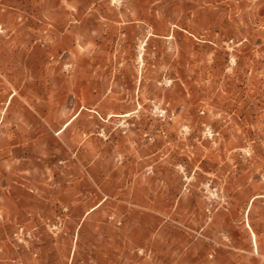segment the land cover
Here are the masks:
<instances>
[{
	"label": "rangeland",
	"instance_id": "374dc122",
	"mask_svg": "<svg viewBox=\"0 0 264 264\" xmlns=\"http://www.w3.org/2000/svg\"><path fill=\"white\" fill-rule=\"evenodd\" d=\"M0 14V264H166L216 223L264 229V0ZM147 204L160 224L127 238L124 207Z\"/></svg>",
	"mask_w": 264,
	"mask_h": 264
},
{
	"label": "crops",
	"instance_id": "0c3cea01",
	"mask_svg": "<svg viewBox=\"0 0 264 264\" xmlns=\"http://www.w3.org/2000/svg\"><path fill=\"white\" fill-rule=\"evenodd\" d=\"M69 123L66 122L56 134L60 133ZM56 188L58 189L56 191L60 194V197H56V201L64 204L68 202L64 201L66 196L63 194L77 191L76 188L74 189L70 185L61 184L57 185ZM255 199L256 196L251 197L249 205H252ZM97 206L98 205L83 209L72 205L70 208L74 223L79 222L78 220H83V218L89 215ZM170 208L175 209V206H171ZM79 210L83 211V217H79ZM166 211L167 209L163 208V206L160 207L155 204L134 206V208L124 207V215L126 219H129L127 223L133 225V227L135 226L128 230L126 237L129 238L131 236V238L134 239L136 237V232H142V218L144 216H150L156 224H160V220ZM247 211H249V209H247ZM182 216L185 218V211H183ZM87 219L92 220L94 218L90 217ZM234 228L231 221H226L225 225H223L222 221L220 224L216 223L214 235L208 238L196 239L186 235V243L182 250L177 251L178 254L176 251L173 252L178 259L173 256V253L171 255L167 254V257L172 256L173 259H167L166 264H264V229L259 232L254 226L246 224L245 228L243 226L240 227L241 230L237 235L234 233ZM89 232L90 231H88V233ZM141 246L142 244L140 243L135 244L136 248H140ZM179 258L181 259L179 260ZM137 260L138 259L134 257L132 260V262H134L133 264H140L137 263Z\"/></svg>",
	"mask_w": 264,
	"mask_h": 264
}]
</instances>
